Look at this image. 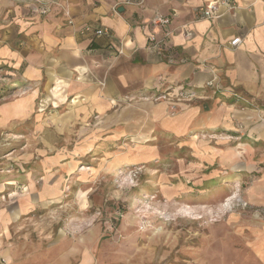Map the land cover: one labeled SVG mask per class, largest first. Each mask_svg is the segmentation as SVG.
<instances>
[{
	"label": "rangeland",
	"instance_id": "1",
	"mask_svg": "<svg viewBox=\"0 0 264 264\" xmlns=\"http://www.w3.org/2000/svg\"><path fill=\"white\" fill-rule=\"evenodd\" d=\"M14 66L0 58V264H264V98L219 82L181 121L77 117Z\"/></svg>",
	"mask_w": 264,
	"mask_h": 264
},
{
	"label": "crops",
	"instance_id": "2",
	"mask_svg": "<svg viewBox=\"0 0 264 264\" xmlns=\"http://www.w3.org/2000/svg\"><path fill=\"white\" fill-rule=\"evenodd\" d=\"M210 1L131 0L118 3L115 14L117 0H0V58L21 67L26 81L42 82L49 93L43 104L56 108L53 104L72 96L77 117L114 110L118 120L165 121L179 115L181 121L211 99L205 83L212 78L264 98V0H233L236 8L195 19L193 8ZM36 6L47 7L46 13L34 12ZM156 14L171 16L172 33L164 49L152 51L146 24ZM86 24L108 33H81ZM236 36L241 42L232 47L229 41ZM164 91L165 99L152 100ZM189 97L192 103L183 111L169 104L182 105ZM124 102L133 110L116 108ZM262 244L264 255V233Z\"/></svg>",
	"mask_w": 264,
	"mask_h": 264
},
{
	"label": "built area",
	"instance_id": "3",
	"mask_svg": "<svg viewBox=\"0 0 264 264\" xmlns=\"http://www.w3.org/2000/svg\"><path fill=\"white\" fill-rule=\"evenodd\" d=\"M131 0H117L116 4L113 6L112 11L115 14H118V3H130ZM231 10L236 8L233 0H213L208 2L206 5L198 6L193 8V16L195 19L203 18H213L218 17L221 14V9ZM34 12L45 14L47 7L36 6L33 8ZM65 12V11H64ZM65 15H68L67 11ZM171 16L167 14H156L154 15L146 24L148 28L147 33V42L148 48L152 51H157L164 49L165 45L169 42V36L172 33L170 29ZM68 22L71 23V19H68ZM81 33H92L94 35H107L108 31L104 27H92L89 24L83 25L80 29ZM186 34H190L187 32ZM241 42V37L236 36L229 41V45L232 47H237ZM119 53H122V49L118 50ZM171 57V55H170ZM215 79L212 78L205 83V86L213 87L216 86Z\"/></svg>",
	"mask_w": 264,
	"mask_h": 264
},
{
	"label": "bare ground",
	"instance_id": "4",
	"mask_svg": "<svg viewBox=\"0 0 264 264\" xmlns=\"http://www.w3.org/2000/svg\"><path fill=\"white\" fill-rule=\"evenodd\" d=\"M55 89H56V87L52 88V89H51V92L53 93V92L55 91Z\"/></svg>",
	"mask_w": 264,
	"mask_h": 264
}]
</instances>
